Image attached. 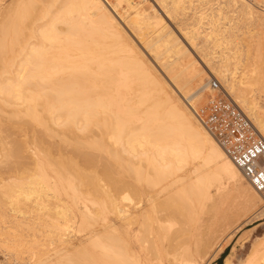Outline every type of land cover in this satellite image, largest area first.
<instances>
[{"label": "bare ground", "instance_id": "1", "mask_svg": "<svg viewBox=\"0 0 264 264\" xmlns=\"http://www.w3.org/2000/svg\"><path fill=\"white\" fill-rule=\"evenodd\" d=\"M118 1H126L132 9L131 17L122 15V18L132 25L142 45L176 85L184 93L197 86L203 80V70L191 57L187 45L166 25L157 8L143 3L144 0ZM160 2L173 19L178 14H186L192 7L185 5L186 0ZM225 2L227 7L233 6L241 20H264V8L261 7L264 0ZM115 7L111 9L104 0H0V162L7 157L8 161L9 158L15 160L10 157L15 153L19 163L9 162L13 166L2 167L4 159L0 163V179L7 183H3V187L11 186L7 189L10 195L7 194V199L15 197L13 204L21 201L19 197L33 203L28 204L26 211L21 209L19 214L14 208L9 210L11 215L0 211V223H9V228L13 229L18 225L13 218L20 216L34 220V211L49 205H54L65 222L75 218L77 207L82 211L83 222L94 216L87 201L104 210L110 206L122 218H137L135 210L117 203L119 193L120 199H130L132 192L147 193V201L141 208L148 204L154 207L162 200L163 206L170 204L175 211L187 213L194 222L192 229L177 234L176 239L188 235V244L182 252L166 261L165 251L161 253L160 250L161 263L199 264L216 244V233L247 216L258 203L264 205V193L257 191L245 178L223 146L197 118L195 98L190 102L191 109L179 97H174L166 80L156 75L140 46L127 35L113 11ZM192 10L195 11L180 27L202 55V61L215 62V71L224 78L225 87L215 77L218 83H210V88L219 87L232 98V91L235 92L239 99L233 100L264 137V106L251 94L253 86L264 78L261 76L264 36L257 41L243 39L239 43L235 26L230 24L222 29L220 20L228 17L224 15L223 6L210 12ZM188 19L192 20L187 22ZM212 47L219 49L211 50ZM254 50L256 62L250 68L248 65L241 68V61L248 59ZM24 126L30 132L29 137L20 133ZM40 147L45 148L41 151ZM59 158L75 164L77 170L74 171L80 173H76L81 175L80 178L84 175L86 180L88 176L89 181L80 179V184L83 187L88 183L91 187L87 185L85 189L92 190L83 192V188L76 186L69 176L70 173L75 176L74 172L63 176L59 165H63L61 168L65 172L72 166L69 165L71 162L67 163L70 168L59 163ZM189 158L192 163L183 170L182 166ZM53 159H56L54 163ZM196 159L201 160L195 162ZM81 161L86 165L91 163L95 170L88 169L89 166L82 168ZM51 163L59 169L58 172L54 170L57 172L54 182L48 172ZM99 163L103 165L101 171L96 169ZM30 164H35V172ZM28 170L39 179L35 181L33 176L32 182L28 177L25 179V175L30 174H27ZM87 170H91L89 174ZM20 171L21 174L26 171L22 178L29 182L24 180L21 186L15 184L13 190V182L23 181L18 179L20 174L15 181ZM242 178L248 182H242ZM103 179L108 187L101 185L105 183H101ZM226 183H232V186ZM102 191L105 194L103 200L97 196ZM61 192L71 196L72 203L60 197ZM5 193L3 190V195ZM120 199L119 203L122 202ZM145 208L139 215L146 213ZM36 217V222L45 227L44 221L38 215ZM46 227L52 249L61 251L72 243L73 234L66 226V230L56 223ZM1 235H5L0 238L5 253L11 252L21 258L20 236L17 238L15 232L9 230ZM91 240L104 255L119 259L116 264H123L122 258H125V264L134 263L127 242L125 247H118L101 239ZM259 246L252 250L254 253L248 255L244 264L250 261L251 264H264V246L262 249ZM47 252L35 251L27 258L23 257L25 264H49L45 259ZM94 254L82 250L77 254L83 255L79 261L60 260L51 264L81 261L99 264ZM225 264H233V261L227 258Z\"/></svg>", "mask_w": 264, "mask_h": 264}, {"label": "rangeland", "instance_id": "2", "mask_svg": "<svg viewBox=\"0 0 264 264\" xmlns=\"http://www.w3.org/2000/svg\"><path fill=\"white\" fill-rule=\"evenodd\" d=\"M6 1V0H5ZM10 0H7V2ZM105 3L112 9V7H115V10H113L117 16V18L119 19V21L121 22L123 28L125 29L127 35L133 39L141 48V50L144 52L145 56H147V58L149 59L150 63L154 66V71L156 73V75L162 80H166V86L168 87V89L173 92L174 97H179L183 102H185L187 105H189V107L192 109V107L190 106V102L195 98V109H197L202 103L205 102L206 100V96L208 93L212 92L210 89V80L212 78H217L221 84L225 87V85L223 84L224 82V78H222L220 76V74L218 72L215 71V69H217V64H213V61L211 62L212 64H208L206 62H203L201 58L202 55L200 54V52L196 49V47H194V45L189 41L188 38H186V35L183 33L180 24L182 22H184L186 20V18H188L190 16V14H193L192 9H202V10H207L208 12H210L211 10H216L218 9V7L221 5L224 7V11H225V16L227 14V18L226 19H221L220 22H222V29H224L225 27L230 26V24H232L233 26H235V34H236V39L239 43H241V41L243 39H252V41H257V39L261 36H264V20H260V19H255V20H251V19H239L238 15L236 14L235 11H233V6H228L226 5L225 0H186L189 3H185V5L187 6H191L187 9V13L186 14H178L176 15L177 17H175L173 19V17H170L166 14V9L165 6L162 2H160V0H144L143 3L145 4H153L154 7L157 8V12L162 15V18H164V22H166V25L168 24L170 29H173L175 31V33L179 36V38L183 41V43L185 45H187V48H189L190 52H191V57L195 58L197 60V66L200 67L203 70V80L197 84V86H193L188 93H184V91L182 89H180L178 87V85H176V83L170 78V76L168 74H166V70L164 69V67L154 58V56L152 54H150V52L142 45V43L140 42V38L137 35L136 31L132 28V25L127 23V19L122 18L123 16H132L131 13V8L128 7L127 2L126 1H118V0H104ZM137 1V0H136ZM250 2L254 3L257 0H249ZM262 8H264V6H261ZM131 12V13H130ZM129 17V18H130ZM128 18V19H129ZM215 18V17H214ZM216 19V18H215ZM29 20V19H28ZM166 20V21H165ZM192 19H188V21H191ZM219 22V21H217ZM192 46H191V44ZM198 42H201L200 39H198ZM201 44V43H200ZM194 47V48H192ZM264 48V38H263V47ZM218 50L219 48L217 47H212L211 50ZM264 49H261V52L264 56ZM253 52V51H252ZM251 52V53H252ZM255 50L254 52L249 56V58L247 59L244 58V60L241 61V68H243L244 66L248 65L249 68L251 67L252 63H255L257 60V55L255 54ZM255 56V57H254ZM255 58V60H254ZM264 57H262V60ZM246 59V60H245ZM234 60V59H233ZM247 60H249L247 62ZM251 61V63H250ZM244 62V63H243ZM186 64H188V62H186ZM264 64V63H263ZM231 66H234L233 64H231ZM264 70V65H263V69ZM261 76H264V71L261 72ZM165 78V79H164ZM173 81V82H171ZM176 86H175V85ZM264 78L262 77V82H260L259 84H256L253 86V89L251 90V94H254V96L258 97V100L260 101V103L264 106ZM232 91V90H231ZM235 97H234V95ZM232 96L235 99H239L237 97V94L235 92L232 91ZM262 96V97H261ZM262 100V101H261ZM240 104V103H239ZM242 106V104H240ZM244 109V108H243ZM245 110V109H244ZM38 127V126H37ZM38 129H40V127H38ZM41 130V129H40ZM23 134V137H29L30 132L29 130H27L26 126H24V130L22 132H20ZM10 145V144H8ZM31 148H34L33 146ZM42 149H40L41 151L45 148V147H40ZM69 149V147H68ZM2 151V147L0 145V152ZM13 152V151H12ZM45 152V151H44ZM43 152V153H44ZM13 154V153H12ZM16 154L14 153V156H10V157H14L15 160H11L12 158H9V161L6 160L5 158H3V160L5 159V163H3L2 167L5 166H13L12 164H14L15 162H17L18 158L15 157ZM17 158V160H16ZM54 160V161H53ZM52 163L55 162L56 159H53ZM60 160V158L58 159ZM201 159H196L195 162H199ZM1 161V158H0ZM8 161V162H7ZM62 161V162H61ZM60 160L59 163H63L65 165H68L71 161L67 160ZM9 162H11L12 164H10ZM51 163V164H52ZM57 163V164H56ZM55 165L56 167H58V161H56ZM68 163V164H67ZM192 163V159L189 158L187 163L184 164V166H182L183 170L188 168ZM7 164V165H6ZM16 164H19L18 162ZM14 164V165H16ZM79 164L81 165L82 168L85 167V169H92L95 170L94 166H92V164L90 163L89 165H86V163L84 164L83 161L79 162ZM88 164V163H87ZM101 163L98 164V167L96 168L98 171H101L102 169V164ZM32 164L29 165V167ZM53 165V166H52ZM51 167L48 168V172H49V178L52 182L56 181L55 178V174L61 171L63 176H67V174L69 172H74L75 176L71 175L73 173H70L69 176L72 177L73 181L75 182V185L80 186L81 188H83V192H87V189L89 188L90 184L86 183L83 185V187L81 186V180L83 179L85 182H88L89 179L86 177V180L88 179V181L85 180L84 175L82 178L81 175H76L80 174L78 173V171H74L77 170L75 169V164L73 165L72 162L69 164L71 165L72 169L69 166V170L67 171L66 169L68 168H64L66 170V172L61 168L63 165H59L61 167L56 168L54 164H52ZM64 165V167H66ZM1 166V164H0ZM32 166H34L35 169H32L33 167H31V170L33 172H35L37 169L35 167V164H33ZM84 166V167H83ZM55 169H53V168ZM74 167V168H73ZM1 168V167H0ZM57 169V170H56ZM84 169V171H85ZM30 170V169H29ZM29 170L27 171V174L29 172ZM54 170H56L57 172H55ZM73 170V171H71ZM91 171V170H90ZM87 170L86 173L90 172ZM180 171V170H179ZM22 171H20V173L14 175L15 177V181L17 180L16 178L18 177V179L24 177L22 175L26 174V171L24 174H21ZM33 172H29L30 174H33ZM60 172V173H61ZM68 172V173H67ZM27 176L25 175V179L26 177H28V179H31V182L33 181V179L36 181L38 179H35L36 177H34L33 175ZM89 174V173H88ZM31 176H33L31 178ZM74 177V178H73ZM169 178V177H168ZM23 181L17 180L16 183L13 182L12 186H13V190L15 184H18V186H21L24 182V178H22ZM81 179V180H80ZM133 179V178H132ZM0 179V208H1V213H3L5 211V213L7 212V214L11 215V212L9 210L11 209H16L17 213L19 214L21 211H24L25 209L27 210L28 204H33L31 203V201H24V199H21L19 197V199L21 200L20 202L18 200V204H13V202H15L14 198H8L10 195L7 193L10 187H3V183H6L4 180ZM75 180H78L77 182ZM28 180H25V183H28ZM105 182V183H103ZM242 182L247 183L248 181L245 180L244 178H242ZM22 183V184H21ZM24 183V184H25ZM101 185H106L108 187L107 181L105 179H103V181H101ZM7 184V183H6ZM88 185V188L85 189V187ZM226 185L228 186H232V183H226ZM17 186V185H16ZM24 186V185H23ZM105 186V187H106ZM91 187V186H90ZM106 187V189H107ZM3 188V189H2ZM6 188V189H5ZM9 188V190L7 191V189ZM16 188V187H15ZM18 188V187H17ZM16 188V190H18ZM158 188V186L156 187ZM3 190H6L5 195H3ZM85 190V191H84ZM92 190L91 188L88 189V192ZM119 193V192H118ZM117 193V194H118ZM9 196H8V195ZM98 198L103 200L105 199V194L102 192L97 193ZM7 195V196H6ZM60 197L62 196V198H64L65 201H67V203H72V197L65 194L64 192H61ZM93 196V193L91 194ZM90 195V196H91ZM120 197L118 198V204L120 206H123L125 208H128L129 210H135L137 215V218H127V217H120L119 214L117 215V212L114 210H112L109 206V208H107V210L98 208L95 204H91L90 201H87L89 206L91 207V209L94 210V216H92L91 218H86L85 221H82V218L80 217L81 215V210L77 207H75L76 211L74 210V213H76L75 218H70V220L68 222H65L64 219L62 217H60V215L58 214V210L54 207V205H49L50 208L48 207H43L42 209H37L35 210V218L34 220H27L23 217H17V218H13L12 220H15V222L18 224L16 225L15 228H9V223H0V233H2L3 231H14L16 237L19 239L22 243L21 245V251L19 252V255H21V258H17L16 255H13L11 252H7L5 253V249L3 246V243H1V249H0V264H25L26 261L23 257H29V255H32L35 251L37 252H46L48 251L45 255H48L46 259V262L49 261L51 263H55L58 261H63V262H67V261H79V259H81L80 257L83 255H77L78 253H80V251L82 250H90V252H92L96 259V261L99 262V264H116L117 261H120L119 259L114 260V257H109L107 255H104V252L102 249H100L99 247H97L95 245V243L91 240L94 238L95 239H101L104 240L106 242H111L114 245H117L118 247H125V242L128 243V247L130 248V255H131V259L134 261L133 264H162L160 261V250L161 253L164 252L163 257L166 261H168V259L172 258L173 255H179L182 252V248L184 246H186L188 244V235H184L183 237H180L178 239L177 238V234L180 233L181 231H184L185 233L187 231H189V228H193V220H191L189 218V215H187V213H179L178 211H175L173 209V207H170V204L167 206H163V202L162 200L158 202V204L154 207L148 205H145L144 208L147 209L146 213L144 215H139V213L142 211L141 208V204L146 200V195L147 193H143V194H137V193H130L131 198L130 199H120L121 198V194L119 193ZM5 196V197H4ZM119 199L120 201L122 200V202L119 203ZM162 199V198H161ZM9 200V201H8ZM25 202L24 204H22L23 202ZM141 201V202H140ZM90 202V203H89ZM11 204V205H10ZM81 205V202L79 203ZM3 207H2V206ZM16 205V206H15ZM20 205V206H18ZM15 206V207H14ZM54 208H52V207ZM261 207V208H259ZM260 210H259V209ZM22 209V210H21ZM44 209V210H43ZM101 209V210H100ZM264 205L262 203H258L255 208L245 217H241L239 220L235 221L233 224L229 225V227L225 230H221L218 231L216 233L217 236V241L216 244L213 246V248L211 249V251L208 253V256L205 258H202L201 260H199V264H213L215 261H217V259H219V257L223 256L222 258V264H225L226 259H230L231 261H233V264H244V261H246V259L248 258V255L252 254L253 251L256 250L257 246L261 247L259 249H262L263 246H261V244L264 242ZM21 210V211H20ZM25 210V211H26ZM79 210V211H78ZM104 210V212H103ZM258 210L261 211L260 213H258ZM81 211V212H80ZM42 212V213H41ZM80 212V213H79ZM38 213V214H37ZM29 214V213H28ZM27 214V215H28ZM58 214V215H56ZM36 215H38L43 221H44V225L45 227H42L40 224H38L36 222ZM263 215V216H262ZM57 216H59V218H57ZM260 216V217H259ZM18 219V221H16ZM36 219V220H35ZM52 220V221H51ZM56 223L57 225L60 226H66L64 227V229L66 228L69 232H71L73 234V240L72 243L67 245V247H65L63 250L61 251H56L54 249H52L53 247V243L50 242V236H48L47 232L45 231V229L47 228L46 226H48L49 224H53ZM66 225H65V223ZM12 224V223H11ZM108 225V226H107ZM105 226V227H104ZM107 226V229H106ZM239 226V227H238ZM109 228V229H108ZM65 229V230H66ZM246 236H245V234ZM247 232V233H246ZM18 236H17V234ZM230 233V234H229ZM233 233V234H232ZM94 234H96V236H94ZM232 234V235H231ZM230 235V237H229ZM5 235H1V237H4ZM92 236V238H90ZM94 236V237H93ZM98 236V237H97ZM263 240H261V239ZM260 239V240H259ZM258 241H262L261 243ZM257 242V243H256ZM264 245V244H263ZM50 248V249H49ZM253 248V249H252ZM4 249V250H3ZM217 249L219 250L218 253L216 252ZM227 251V255H221L223 254L226 250ZM253 250V251H252ZM167 252V253H166ZM21 253V254H20ZM60 253H64L65 255H60ZM254 253V252H253ZM216 254V255H215ZM92 261V260H91ZM95 261V260H94ZM121 261H124L123 264H125V258H122ZM93 264V263H92ZM128 264V263H126Z\"/></svg>", "mask_w": 264, "mask_h": 264}, {"label": "built area", "instance_id": "3", "mask_svg": "<svg viewBox=\"0 0 264 264\" xmlns=\"http://www.w3.org/2000/svg\"><path fill=\"white\" fill-rule=\"evenodd\" d=\"M216 85V78L210 80ZM206 100L195 109L197 118L223 146L254 188L264 193V138L240 106L219 87L210 88Z\"/></svg>", "mask_w": 264, "mask_h": 264}, {"label": "snow or ice", "instance_id": "4", "mask_svg": "<svg viewBox=\"0 0 264 264\" xmlns=\"http://www.w3.org/2000/svg\"><path fill=\"white\" fill-rule=\"evenodd\" d=\"M12 7H20V6L13 5ZM262 139H264V138H262ZM261 165H262L261 175H264V160H261ZM262 246H264V245H262ZM71 264H89V262H87V261L71 262ZM249 264H251V261L249 262Z\"/></svg>", "mask_w": 264, "mask_h": 264}, {"label": "crops", "instance_id": "5", "mask_svg": "<svg viewBox=\"0 0 264 264\" xmlns=\"http://www.w3.org/2000/svg\"><path fill=\"white\" fill-rule=\"evenodd\" d=\"M227 251H228V249L221 255H227L226 254ZM222 258H223V256L219 257V259H217V261H215L213 264H222Z\"/></svg>", "mask_w": 264, "mask_h": 264}]
</instances>
